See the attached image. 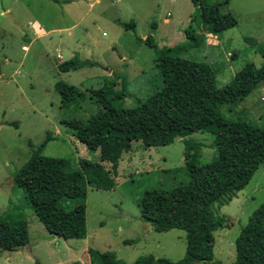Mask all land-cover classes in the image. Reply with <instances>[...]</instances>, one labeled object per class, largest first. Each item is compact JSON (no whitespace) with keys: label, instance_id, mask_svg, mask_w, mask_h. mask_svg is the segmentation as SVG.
Here are the masks:
<instances>
[{"label":"rangeland","instance_id":"rangeland-1","mask_svg":"<svg viewBox=\"0 0 264 264\" xmlns=\"http://www.w3.org/2000/svg\"><path fill=\"white\" fill-rule=\"evenodd\" d=\"M199 2L224 4L226 0ZM196 9L192 0H0L2 218L33 214L24 191L14 183L16 172L30 159L33 150L45 145L42 154L67 161V170L71 171H82V160L100 162V153H90L62 124L74 119L87 121L103 111L91 100L89 87H98L101 82L98 80L107 77L109 71L119 75L125 96L116 103L125 108L134 107L138 100L147 99L162 88L155 49L145 44L140 47L136 34L126 31L117 20L127 24L138 21L140 36L151 35L158 48H172L169 38L182 29L185 34L184 29L191 26L199 38L204 35L201 23L196 19L189 22V15L197 17ZM222 9L232 13L238 25L218 37L209 34L200 49H189L182 55L211 65L219 89L231 83L247 65L258 69L264 66V0H230ZM164 18H169L171 23L165 25ZM33 24L40 25L45 35L38 37ZM84 49L90 50L95 66L60 71L61 64L83 59ZM59 82L79 88L85 94L84 101L63 107L56 89ZM121 89V85L116 88ZM221 112L227 119H241L264 129V83L243 102L224 106ZM189 138L202 143V163L216 157L215 149L211 148L212 138L201 133L176 138L173 144L158 148L146 149L141 142H135L132 151L123 155L117 175H113L116 181L113 190L88 187L85 200L60 202L59 206L65 210L74 209L77 203L86 205L90 250L114 254L125 264H134L147 256L174 263L186 257V232L177 229L157 232L142 221L139 203L146 189L168 190L187 180L181 166L185 139ZM104 166L112 171L110 164ZM263 204L264 165L237 196L211 207L215 218L225 226L214 232L215 261L235 263L236 241L241 230ZM39 224L42 229L37 232L33 227L32 238L37 244L34 253L42 264L91 263L90 250L89 257L82 262L70 260L71 247L76 244L73 242L79 240L58 239ZM127 241L135 243L126 244ZM0 264L40 263L23 248L19 254L0 250Z\"/></svg>","mask_w":264,"mask_h":264},{"label":"trees","instance_id":"trees-1","mask_svg":"<svg viewBox=\"0 0 264 264\" xmlns=\"http://www.w3.org/2000/svg\"><path fill=\"white\" fill-rule=\"evenodd\" d=\"M192 1L198 7L192 23L196 19L205 32L201 38L191 26L186 30V40L172 48H158L151 35L146 40L137 37L139 43L145 42L155 49V65L163 80L161 89L147 99L138 100L134 107L125 108L116 103L125 96L122 77L112 73L99 79L98 87L88 88L91 100L103 111L87 121L62 122L90 153H100L99 163L82 160V171L67 170V161L42 154L43 145L33 150L30 159L16 172L15 185L24 191L33 214L51 235L64 240L87 237L86 205L77 203L74 209L65 210L59 206L60 202L85 200L88 187L113 190L116 186L113 175H117L123 155L132 151L135 142H141L146 149L158 148L173 144L176 138L201 133L212 138L211 148L215 149L216 157L202 163V143L185 139L183 169L187 180L168 190L146 189L139 203L142 221L157 232L174 229L186 232V257L174 263L147 256L134 264H222L214 260V232L225 226L215 218L211 207L237 196L264 165V129L241 119H227L221 109L237 106L263 84L264 66L258 69L247 65L231 83L219 89L211 65L183 58L189 49H200L207 35H218L238 25L235 16L222 9L230 0L210 5ZM124 26L135 32L134 22ZM95 65L73 59L59 69L70 72ZM119 85L122 89L117 91ZM56 89L63 107L84 101V92L76 86L59 82ZM105 163L111 165V172L105 169ZM28 227L22 213L17 217L0 216V250L16 252L27 246ZM90 256V264H125L111 253L90 250ZM234 264H264V204L241 230Z\"/></svg>","mask_w":264,"mask_h":264},{"label":"crops","instance_id":"crops-1","mask_svg":"<svg viewBox=\"0 0 264 264\" xmlns=\"http://www.w3.org/2000/svg\"><path fill=\"white\" fill-rule=\"evenodd\" d=\"M98 2H99V0H98ZM198 8V7H197ZM196 11H197V9H196ZM196 11H195V13H196ZM194 12V11H193ZM136 16H137V13H136ZM194 16V15H193ZM193 18V17H192ZM192 18H191V16L189 15V22L190 21H192ZM136 21H137V17L136 18H134ZM117 23L121 26V27H124V29L126 30V31H129V30H127L126 28H125V26H124V24H127V23H125V22H122L121 20H117ZM163 23L165 24V25H169L171 22H170V19L169 18H164L163 19ZM32 27H34V31H35V34L39 37V36H44L45 34H44V32H43V30H42V27L40 26V25H38V24H33L32 25ZM137 29H138V21L135 23V34H136V37H139L140 39H142V40H146L147 39V37L146 36H140L139 34H138V32H137ZM184 32H185V34L183 33V29H182V31H180L178 34H176V35H172L170 38H169V41L171 42V46H173V47H175L176 45H178V44H182L185 40H186V31H185V29H184ZM204 34H205V32H204ZM208 36V35H207ZM207 36H206V38H207ZM215 37H218V35L217 36H215ZM137 43H139V42H137ZM145 43H139V45H140V47H142L143 45H144ZM146 45V44H145ZM115 46V45H114ZM139 47V48H140ZM24 48H26L27 49V47H24ZM138 48V49H139ZM139 51V50H138ZM84 57H83V59H81V61H91V52H90V50L88 49V51H86L85 49L83 50V52L81 53ZM60 56V55H59ZM62 57V56H61ZM123 60H125L126 59V56H123V58H122ZM111 73V74H110ZM112 71H109L108 72V75L107 76H111L112 75ZM105 164H107V163H105ZM104 164V165H105ZM183 165H185V161H184V159H183V162H182V166L181 167H184ZM26 219H27V221H28V229H29V235H30V243L27 245V246H25V247H23L24 249H27L28 251H29V253L30 254H32L35 258H37L38 259V261H39V263L40 264H42V262H41V259L38 257L39 255L37 254L36 255V253H34L35 252V250H36V248H37V244H34V242H33V238H32V228L34 227V230L36 229V231L37 232H39L40 231V229H42V228H40L41 226H40V224H39V219L34 215V214H30V215H28L27 217H26ZM37 220L39 221V222H37ZM41 223V222H40ZM42 224V223H41ZM45 228V227H44ZM47 231V230H46ZM89 239H90V236H88V234H87V237L85 238V239H76V240H79L80 242H73L74 244H75V247H71V250H70V253H69V258H70V260L73 258V259H75V262H82V259H84V258H86L87 256L89 257V250H90V244H88V243H90L89 242ZM73 240V239H72ZM23 248H21L20 250H18V251H16V252H12V253H15V254H19L20 253V251L21 250H23ZM74 262H71V264H73ZM86 263V262H85Z\"/></svg>","mask_w":264,"mask_h":264},{"label":"water","instance_id":"water-1","mask_svg":"<svg viewBox=\"0 0 264 264\" xmlns=\"http://www.w3.org/2000/svg\"><path fill=\"white\" fill-rule=\"evenodd\" d=\"M58 239H62V237H60V236H56Z\"/></svg>","mask_w":264,"mask_h":264},{"label":"built area","instance_id":"built-area-1","mask_svg":"<svg viewBox=\"0 0 264 264\" xmlns=\"http://www.w3.org/2000/svg\"><path fill=\"white\" fill-rule=\"evenodd\" d=\"M59 58L61 59L62 57H61V56H59Z\"/></svg>","mask_w":264,"mask_h":264}]
</instances>
